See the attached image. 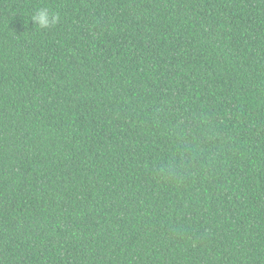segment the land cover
I'll use <instances>...</instances> for the list:
<instances>
[{"label":"trees","instance_id":"trees-1","mask_svg":"<svg viewBox=\"0 0 264 264\" xmlns=\"http://www.w3.org/2000/svg\"><path fill=\"white\" fill-rule=\"evenodd\" d=\"M0 264H264V0H0Z\"/></svg>","mask_w":264,"mask_h":264},{"label":"clouds","instance_id":"clouds-1","mask_svg":"<svg viewBox=\"0 0 264 264\" xmlns=\"http://www.w3.org/2000/svg\"><path fill=\"white\" fill-rule=\"evenodd\" d=\"M59 14L57 12L52 11L51 9L44 7L38 9L33 15L30 17V21L33 25L38 28H48L50 26H55L59 22Z\"/></svg>","mask_w":264,"mask_h":264}]
</instances>
